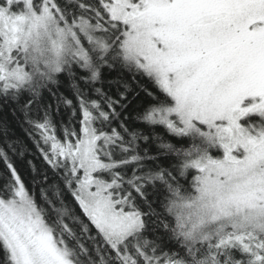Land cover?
Listing matches in <instances>:
<instances>
[{
    "label": "snow or ice",
    "instance_id": "obj_1",
    "mask_svg": "<svg viewBox=\"0 0 264 264\" xmlns=\"http://www.w3.org/2000/svg\"><path fill=\"white\" fill-rule=\"evenodd\" d=\"M0 264H264V0H0Z\"/></svg>",
    "mask_w": 264,
    "mask_h": 264
},
{
    "label": "trees",
    "instance_id": "obj_2",
    "mask_svg": "<svg viewBox=\"0 0 264 264\" xmlns=\"http://www.w3.org/2000/svg\"><path fill=\"white\" fill-rule=\"evenodd\" d=\"M105 87L107 88V85H105ZM115 90H116V88H115V86H114V87L112 88V92L114 93ZM60 91H61V92H64L66 95L69 94L68 89H67V85H62L61 88H60ZM61 110L63 111V108H62ZM15 131H16V134H17L18 136L24 138V139L27 141V143H28V145H29V148H30V151H31V141L27 139V137L25 136L23 130H22L20 127L17 126V127L15 128ZM29 158H31V157H29ZM37 163H38V161H37Z\"/></svg>",
    "mask_w": 264,
    "mask_h": 264
}]
</instances>
